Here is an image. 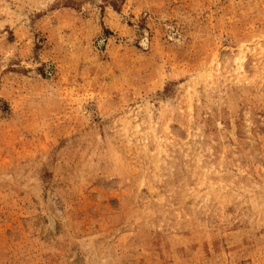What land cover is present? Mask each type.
<instances>
[{"label":"rangeland","instance_id":"374dc122","mask_svg":"<svg viewBox=\"0 0 264 264\" xmlns=\"http://www.w3.org/2000/svg\"><path fill=\"white\" fill-rule=\"evenodd\" d=\"M0 264H264V0H0Z\"/></svg>","mask_w":264,"mask_h":264}]
</instances>
